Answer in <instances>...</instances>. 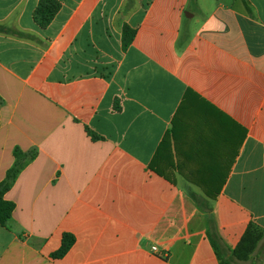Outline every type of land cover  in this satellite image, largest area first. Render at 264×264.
<instances>
[{"label":"crops","instance_id":"obj_1","mask_svg":"<svg viewBox=\"0 0 264 264\" xmlns=\"http://www.w3.org/2000/svg\"><path fill=\"white\" fill-rule=\"evenodd\" d=\"M40 1L0 0V264H220L201 201L264 264V0Z\"/></svg>","mask_w":264,"mask_h":264},{"label":"trees","instance_id":"obj_2","mask_svg":"<svg viewBox=\"0 0 264 264\" xmlns=\"http://www.w3.org/2000/svg\"><path fill=\"white\" fill-rule=\"evenodd\" d=\"M61 3L57 0H41L34 14L35 23L41 28H47L51 25L57 14L61 10ZM135 31L131 29L128 25H124L122 29V44L123 50L126 51L135 38ZM1 105V98H0ZM95 137V136H94ZM165 141H163L162 146H164ZM35 154L24 155L19 150H16L15 157L16 163L13 168L8 172L6 179L0 183V226L7 227L12 219V215L15 209L13 203L5 200L6 193L12 188L17 177L25 167V159H33ZM152 167V166H151ZM154 169V168H153ZM159 173L158 171L154 170ZM160 174V173H159ZM214 198L213 195H209ZM198 202V201H197ZM200 203V202H199ZM202 205V203H201ZM203 209L209 216L208 227H209V237L215 252L219 258L220 264H240L249 262L255 253L259 242L263 238V231L254 228L252 225L249 226L247 232L245 233L243 239L233 251L228 249L224 250V245L217 232L214 220L211 217L212 209L208 206L202 205ZM72 236H66L62 249L55 255L57 257L64 256L71 245L73 244ZM222 252L229 254L225 257L222 256Z\"/></svg>","mask_w":264,"mask_h":264},{"label":"rangeland","instance_id":"obj_3","mask_svg":"<svg viewBox=\"0 0 264 264\" xmlns=\"http://www.w3.org/2000/svg\"><path fill=\"white\" fill-rule=\"evenodd\" d=\"M130 1H132V0H130ZM133 1H134V0H133ZM133 1H132V2H133ZM133 5H134V4H132L130 7L132 8V7H133ZM201 203H202L203 205H205V206H208V204H207V203H204V202H202V201H201Z\"/></svg>","mask_w":264,"mask_h":264}]
</instances>
